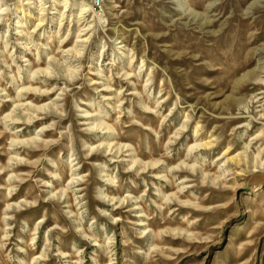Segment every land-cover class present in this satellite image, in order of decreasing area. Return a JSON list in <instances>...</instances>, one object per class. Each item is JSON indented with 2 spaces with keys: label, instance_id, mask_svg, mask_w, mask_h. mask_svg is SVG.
Listing matches in <instances>:
<instances>
[{
  "label": "rangeland",
  "instance_id": "1",
  "mask_svg": "<svg viewBox=\"0 0 264 264\" xmlns=\"http://www.w3.org/2000/svg\"><path fill=\"white\" fill-rule=\"evenodd\" d=\"M0 264H264V0H0Z\"/></svg>",
  "mask_w": 264,
  "mask_h": 264
},
{
  "label": "bare ground",
  "instance_id": "2",
  "mask_svg": "<svg viewBox=\"0 0 264 264\" xmlns=\"http://www.w3.org/2000/svg\"><path fill=\"white\" fill-rule=\"evenodd\" d=\"M90 10V7L87 3H82V6L77 14V17H81L83 14L85 15Z\"/></svg>",
  "mask_w": 264,
  "mask_h": 264
},
{
  "label": "built area",
  "instance_id": "3",
  "mask_svg": "<svg viewBox=\"0 0 264 264\" xmlns=\"http://www.w3.org/2000/svg\"><path fill=\"white\" fill-rule=\"evenodd\" d=\"M93 4H94L95 8H102L103 0H93Z\"/></svg>",
  "mask_w": 264,
  "mask_h": 264
}]
</instances>
